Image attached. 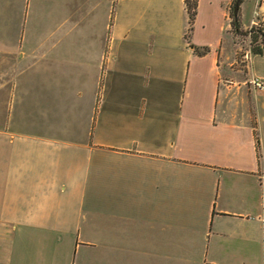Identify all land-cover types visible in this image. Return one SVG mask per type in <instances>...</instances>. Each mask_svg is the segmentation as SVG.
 I'll return each instance as SVG.
<instances>
[{"label": "crops", "instance_id": "crops-1", "mask_svg": "<svg viewBox=\"0 0 264 264\" xmlns=\"http://www.w3.org/2000/svg\"><path fill=\"white\" fill-rule=\"evenodd\" d=\"M232 2L187 41L185 0H0V264H264V54L235 69Z\"/></svg>", "mask_w": 264, "mask_h": 264}, {"label": "trees", "instance_id": "trees-1", "mask_svg": "<svg viewBox=\"0 0 264 264\" xmlns=\"http://www.w3.org/2000/svg\"><path fill=\"white\" fill-rule=\"evenodd\" d=\"M243 0H233L232 5H230V15L232 18L231 28L233 34L238 37L247 38L248 46L251 50V54L263 53L264 54V24L257 23L250 30H242L240 29L239 22V9ZM196 4L197 0H185V8L187 10L189 20L187 25V31L185 38L189 41V37L192 32V22L194 21L196 15ZM194 47L195 52L198 55H202L208 52L207 47L198 48L193 44H190Z\"/></svg>", "mask_w": 264, "mask_h": 264}, {"label": "rangeland", "instance_id": "rangeland-1", "mask_svg": "<svg viewBox=\"0 0 264 264\" xmlns=\"http://www.w3.org/2000/svg\"><path fill=\"white\" fill-rule=\"evenodd\" d=\"M252 6H253V2H252V0H251V2H249V3H247V5L245 6V12H249V11H251V9H252ZM60 16V13L56 16V18H58ZM231 16V15H230ZM236 37V36H235ZM244 37V36H243ZM243 40H245L244 38H243ZM239 42H241V44H245V41H239ZM242 46V45H241ZM244 49V51H245V48H243ZM109 54V51H107L106 52V56ZM243 54H244V52L242 53L241 52V50L239 51V53L237 54V57L239 58V62H238V64H237V67L235 68L236 70H238V69H242L240 72V74H243V72H244V70H247V68H246V61H247V59L243 56ZM103 80H106V78H105V74H104V78H103Z\"/></svg>", "mask_w": 264, "mask_h": 264}, {"label": "built area", "instance_id": "built-area-1", "mask_svg": "<svg viewBox=\"0 0 264 264\" xmlns=\"http://www.w3.org/2000/svg\"><path fill=\"white\" fill-rule=\"evenodd\" d=\"M257 23H253L248 30H250L253 26ZM249 54H251V50L248 46L247 53L244 54V57L248 60ZM249 84L252 86L253 89H263L264 88V80L261 77H252L249 80Z\"/></svg>", "mask_w": 264, "mask_h": 264}]
</instances>
